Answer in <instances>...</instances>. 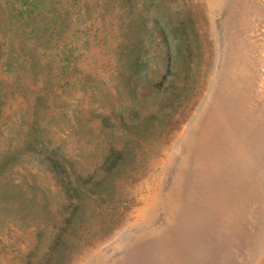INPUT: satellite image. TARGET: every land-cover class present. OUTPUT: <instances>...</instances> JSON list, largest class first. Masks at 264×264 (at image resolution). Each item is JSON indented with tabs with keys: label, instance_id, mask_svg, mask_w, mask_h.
Segmentation results:
<instances>
[{
	"label": "rangeland",
	"instance_id": "374dc122",
	"mask_svg": "<svg viewBox=\"0 0 264 264\" xmlns=\"http://www.w3.org/2000/svg\"><path fill=\"white\" fill-rule=\"evenodd\" d=\"M0 264H264V0H0Z\"/></svg>",
	"mask_w": 264,
	"mask_h": 264
},
{
	"label": "bare ground",
	"instance_id": "6f19581e",
	"mask_svg": "<svg viewBox=\"0 0 264 264\" xmlns=\"http://www.w3.org/2000/svg\"><path fill=\"white\" fill-rule=\"evenodd\" d=\"M233 2H234V1H233ZM219 3H220V2H219ZM219 3H218V4H219ZM224 4H225V3H224ZM234 4H235V3H234ZM237 5H238V4H237ZM226 6H228V5H226ZM219 7H220V6H219ZM137 258H138V256H137Z\"/></svg>",
	"mask_w": 264,
	"mask_h": 264
}]
</instances>
